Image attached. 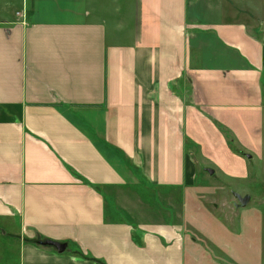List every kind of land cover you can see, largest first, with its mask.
I'll list each match as a JSON object with an SVG mask.
<instances>
[{
    "label": "crops",
    "instance_id": "obj_1",
    "mask_svg": "<svg viewBox=\"0 0 264 264\" xmlns=\"http://www.w3.org/2000/svg\"><path fill=\"white\" fill-rule=\"evenodd\" d=\"M263 155L233 1L0 0V264H186L196 176Z\"/></svg>",
    "mask_w": 264,
    "mask_h": 264
},
{
    "label": "rangeland",
    "instance_id": "obj_2",
    "mask_svg": "<svg viewBox=\"0 0 264 264\" xmlns=\"http://www.w3.org/2000/svg\"><path fill=\"white\" fill-rule=\"evenodd\" d=\"M231 1L248 15L254 32L264 34V0ZM250 170L242 181L207 168L196 176L198 189L194 199L190 195L191 217L182 232L186 264H264V155L250 161ZM234 191L249 194V203L239 206Z\"/></svg>",
    "mask_w": 264,
    "mask_h": 264
},
{
    "label": "water",
    "instance_id": "obj_3",
    "mask_svg": "<svg viewBox=\"0 0 264 264\" xmlns=\"http://www.w3.org/2000/svg\"><path fill=\"white\" fill-rule=\"evenodd\" d=\"M246 156L251 157V154L247 153ZM210 171L213 172V170H210ZM233 194L239 200V206H241V207L246 206L251 199V196L249 194H246L243 196L240 193L235 192V191L233 192ZM42 243L46 244V245L55 246L60 251H64L66 248L65 243L57 242L54 240H44Z\"/></svg>",
    "mask_w": 264,
    "mask_h": 264
},
{
    "label": "trees",
    "instance_id": "obj_4",
    "mask_svg": "<svg viewBox=\"0 0 264 264\" xmlns=\"http://www.w3.org/2000/svg\"><path fill=\"white\" fill-rule=\"evenodd\" d=\"M220 128L223 130V132H225V134L227 135V137L229 138V142L231 143V146L233 147V149L239 153L245 154V152L241 149H239L236 144H235V140L233 139V137L230 135V133L227 131V129H225L223 126L219 125Z\"/></svg>",
    "mask_w": 264,
    "mask_h": 264
}]
</instances>
